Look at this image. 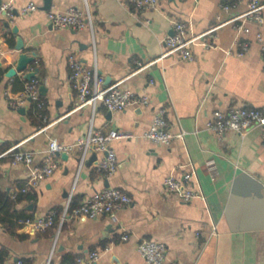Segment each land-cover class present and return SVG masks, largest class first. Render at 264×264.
I'll list each match as a JSON object with an SVG mask.
<instances>
[{"label": "crops", "instance_id": "0c3cea01", "mask_svg": "<svg viewBox=\"0 0 264 264\" xmlns=\"http://www.w3.org/2000/svg\"><path fill=\"white\" fill-rule=\"evenodd\" d=\"M85 1L93 15L92 30L50 24L48 10L85 9ZM250 1L241 0L223 11L222 0H158L150 9H138L125 0H50L49 8L45 0H0V151L22 142V149L34 153L32 166H40L51 137L72 144L89 130L92 110L75 109L71 54L97 70L103 86L123 81L124 87L151 98L149 105L132 104L122 111L100 104L94 113L96 129L135 135L113 141L118 160L113 175L97 170L102 153L88 152L80 165L76 149L58 155L57 171L19 197L17 215L57 211L55 225L45 232L28 231L16 215L4 222V204L28 181L31 167L13 163L8 156L0 159V249L9 253L3 264L19 258L31 264H70L95 250L101 252L95 264H148L138 251L143 239L167 245L165 264H264L261 130L218 135L206 127L219 109L264 108V23L245 22L250 30L242 35L248 43L243 56L236 54L241 47L234 43V24L209 33L244 12ZM30 2L38 8L22 14L21 8ZM5 5L11 9L5 10ZM173 20L186 22L190 36L205 34L193 44V59L174 53L133 74L135 59L147 62L166 51L164 40L173 33ZM19 40L22 49H17ZM230 49L234 53L229 54ZM22 53L36 54V60L8 76ZM29 72L36 75L28 79ZM35 78L47 121L37 116L32 102L19 108L10 104ZM160 108L166 109L167 129L184 132L183 138L164 144L145 136ZM41 126L47 128L40 131ZM186 173L192 174L186 185L199 192L188 201L163 186L167 176L181 179ZM108 186L127 192L132 203L112 214L73 218L59 229L58 215L70 195L78 205Z\"/></svg>", "mask_w": 264, "mask_h": 264}, {"label": "built area", "instance_id": "2783aa9c", "mask_svg": "<svg viewBox=\"0 0 264 264\" xmlns=\"http://www.w3.org/2000/svg\"><path fill=\"white\" fill-rule=\"evenodd\" d=\"M133 4L138 9H150L157 7L158 0H125ZM241 0H222L221 9L228 11ZM85 9L78 6H71L66 11L48 10L47 16L50 24L54 28L70 27L73 29L94 28L93 15L88 3L85 1ZM11 9L10 5L3 7ZM38 6L30 2L23 8L21 13L34 11ZM264 1L251 0L247 9L234 16L230 20L222 22L209 30V33L217 30L225 24H234L237 29V36L234 41L241 50L236 52L238 56H243L248 49V43L242 39V35L249 32V27L245 24L247 20H254L259 24L264 23ZM205 34L190 36L188 26L184 21L173 20V33L164 40L166 51L159 57L147 62L135 59L137 69L133 74L138 73L147 67L156 64L164 57L178 53L185 60L193 59V44ZM262 37V34H258ZM229 54L234 53L232 49ZM69 65L71 69L70 78L77 93L76 110L89 108L92 110L89 130L78 138L72 144H65L56 137L49 139V145L45 161L40 166H32L34 162V153L30 150L21 148L22 142L13 144L6 150L0 151V159L11 157L13 163H24L31 167L30 176L24 186L12 191L11 197L16 198L20 193H28L32 187H37L41 180L52 176L59 168L58 155L70 153L76 149L80 151V165H83L85 158L90 151L102 153V158L97 163V170L106 176L113 175L118 169V160L115 149L112 146L113 141L118 139H131L135 135L118 129H111L103 132L96 129L93 125V116L98 105H104L110 111H122L132 104L149 105L151 98L145 93H138L133 89L122 85L123 81H117L107 86H103L102 77L97 70L87 67L81 60L74 55L69 56ZM39 79L35 78L26 83L22 96L12 98L11 106L19 108L27 103H34L37 116L47 121L43 113L45 102L41 99L39 92ZM207 129L218 135H223L228 130H235L240 133H246L252 128L259 127L261 130L262 144L264 146V108L231 106L226 110L219 109L213 113V116L206 123ZM47 126H41L43 131ZM184 132L173 134L167 129L166 109L160 108L155 114L153 124L145 133V136L153 142L170 144L175 137L183 138ZM192 174L186 173L181 179L175 176H167L163 181L164 189L167 193H173L181 196L188 201L199 192L188 187L186 184L191 180ZM132 203L130 195L117 187H105L102 190L95 191L91 196L84 199L80 204L75 205L72 195L67 198L62 211L59 213V229L62 225L76 217L95 218L103 214H112L116 210ZM57 211L50 210L46 214L32 217L20 218L19 223L31 232H45L55 225ZM126 239L127 237L124 236ZM139 253L146 259L148 264H165L167 257V245L158 240L143 239L138 244ZM100 250H95L87 257H78L74 264H95L100 258ZM13 264H31L24 258H19Z\"/></svg>", "mask_w": 264, "mask_h": 264}, {"label": "water", "instance_id": "95a60500", "mask_svg": "<svg viewBox=\"0 0 264 264\" xmlns=\"http://www.w3.org/2000/svg\"><path fill=\"white\" fill-rule=\"evenodd\" d=\"M45 2H46V8H49L50 6V0H45ZM23 48V43L21 42V40H19V42H18V44H17V49H22ZM36 60V54H33V55H28V54H26V53H22L21 55H20V58H19V60H18V65H17V69H11V70H9L8 71V73H7V75L8 76H14L15 74H16V72H17V70H19V71H23V70H26L27 69V67H28V65L30 64V63H33L34 61ZM37 72V71H36ZM36 72H29L28 74H27V76H26V78H28V79H31V78H33L35 75H36ZM40 90L42 91V92H45V90H46V87L45 86H41L40 87ZM67 154L66 153H63L62 154V156H66Z\"/></svg>", "mask_w": 264, "mask_h": 264}, {"label": "trees", "instance_id": "16d2710c", "mask_svg": "<svg viewBox=\"0 0 264 264\" xmlns=\"http://www.w3.org/2000/svg\"><path fill=\"white\" fill-rule=\"evenodd\" d=\"M23 186V185H22ZM21 186V187H22ZM31 191L29 190L28 193H30ZM22 194H27V193H20L16 198H9L6 203L4 204V208H5V211H6V215L7 217L5 216L3 218L4 222L5 223H8L9 222V217L11 215H16V219L19 221L20 218H26V217H29V216H21V215H17V212L16 210L14 209L15 208V204H16V201L19 199V197L22 195ZM75 204V202H74ZM8 251L5 249V248H1L0 249V264H3V262L5 261V259L8 257ZM77 259V258H76ZM76 259L72 260V262L70 264H74Z\"/></svg>", "mask_w": 264, "mask_h": 264}]
</instances>
